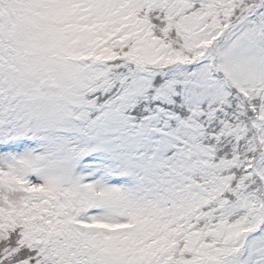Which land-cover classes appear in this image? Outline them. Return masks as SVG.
I'll return each instance as SVG.
<instances>
[{"label":"snow or ice","instance_id":"1","mask_svg":"<svg viewBox=\"0 0 264 264\" xmlns=\"http://www.w3.org/2000/svg\"><path fill=\"white\" fill-rule=\"evenodd\" d=\"M0 264H264V0H0Z\"/></svg>","mask_w":264,"mask_h":264}]
</instances>
